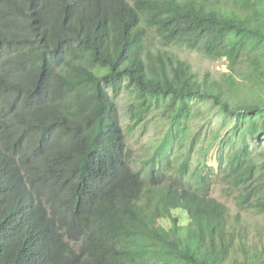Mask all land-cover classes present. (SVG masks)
<instances>
[{
    "label": "trees",
    "instance_id": "16d2710c",
    "mask_svg": "<svg viewBox=\"0 0 264 264\" xmlns=\"http://www.w3.org/2000/svg\"><path fill=\"white\" fill-rule=\"evenodd\" d=\"M198 101L242 131L223 136L217 168H192ZM157 113L137 160L128 138ZM260 121L264 0H0V264H264Z\"/></svg>",
    "mask_w": 264,
    "mask_h": 264
},
{
    "label": "rangeland",
    "instance_id": "374dc122",
    "mask_svg": "<svg viewBox=\"0 0 264 264\" xmlns=\"http://www.w3.org/2000/svg\"><path fill=\"white\" fill-rule=\"evenodd\" d=\"M157 44L159 43L156 36L150 37L147 50L149 52L154 51L155 53H158V49L155 46ZM160 47L161 50L165 49L162 45H160ZM167 48L174 53L175 58L189 62L193 68L201 74H203L204 70H210L215 77H220L221 72L228 71L227 61L225 59L213 60L198 50L186 49L179 46ZM128 95V91H123L118 96V102L121 107L124 124H130L126 111V97ZM197 105H200L201 109L205 112L204 115L195 119L194 133H197L198 135L195 137L197 143H195L192 147V168L195 170V165L198 162L201 164L204 160L209 166L217 168V151L219 147H221V139L223 136L227 132H231L235 141H240V137L238 135H241L242 131L239 130L237 133L234 131L238 118L224 114V112L220 110L219 106H211V103L207 101H198ZM157 115H153L151 117L147 127L148 130L145 134H143V136L138 137L137 134H133L128 138L132 149L134 151H139L144 159L147 158L154 150V142L156 140L155 136L162 130L163 123L161 121L160 114L157 113ZM252 123V120L246 118L241 124L245 130V128ZM210 141H213L211 149L207 147V143ZM249 142L253 149H255V152L260 150L262 151L264 149V129L262 128L261 121L259 122L257 131L254 134H249ZM201 145L206 146V149L208 148L207 155L199 154L197 152ZM183 215L187 216L186 213H183ZM167 222L169 223L170 221ZM167 222L164 220L160 221V223L165 225Z\"/></svg>",
    "mask_w": 264,
    "mask_h": 264
},
{
    "label": "clouds",
    "instance_id": "9594fccd",
    "mask_svg": "<svg viewBox=\"0 0 264 264\" xmlns=\"http://www.w3.org/2000/svg\"><path fill=\"white\" fill-rule=\"evenodd\" d=\"M130 151H131V153H132V155H133V157L135 159H137V160L143 159V157L141 156L140 152L139 151H134L131 146H130ZM139 163H141V162H139Z\"/></svg>",
    "mask_w": 264,
    "mask_h": 264
}]
</instances>
